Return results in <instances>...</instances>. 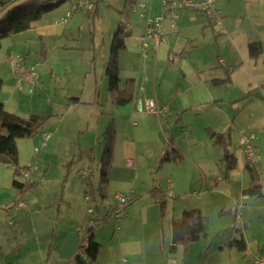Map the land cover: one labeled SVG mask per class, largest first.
Instances as JSON below:
<instances>
[{
  "label": "crops",
  "instance_id": "crops-1",
  "mask_svg": "<svg viewBox=\"0 0 264 264\" xmlns=\"http://www.w3.org/2000/svg\"><path fill=\"white\" fill-rule=\"evenodd\" d=\"M74 1L0 41L4 109L22 118L32 113L49 116L37 136L16 139L19 167L36 166L32 180L19 177L27 183L22 192L13 184V166L0 162V264H69L86 237L90 220L94 221L92 237L100 244L90 264H256L254 258L263 253L249 247L238 227H246L242 212L247 215L254 197L243 193L250 176L239 138L255 136L258 158L249 165L258 172L262 191L255 198L264 201V0H216L225 34L200 12L180 10L175 20L164 16L161 0H104L107 8L90 0L94 4V12H88L91 20L81 12L86 10H72ZM136 1L146 3L148 13L162 25V39L156 46L150 40L145 56L137 39L143 19L134 6ZM67 11L71 15L63 24L60 21ZM121 13L129 17L131 26L122 30L127 35L125 47L118 52V88H125L126 80L132 79L134 90L132 101L115 104L107 89L105 65ZM94 16L99 17L105 36L100 35L96 43L94 36L90 38L91 51L64 43L69 37L76 40L82 26L94 24ZM251 42L262 46L255 58L248 53ZM81 51L83 56H78ZM11 53H23L26 64L36 65L33 85H15ZM42 75L56 79L58 87L41 88L49 102L37 109L29 95L38 93ZM139 95L166 106L165 114L134 110ZM80 105L91 112L82 115L86 129L78 128L76 146H70L63 140L71 133L66 117ZM93 114L99 126L91 129ZM111 122L115 127L113 156L101 198L93 191L100 172L95 184V175L85 183L79 172L92 170L89 162L101 158L102 133ZM211 132L229 138L236 160L232 169L224 170L223 147L214 143ZM44 133L50 135L42 145ZM54 151L60 164L51 169L46 155ZM117 193L130 197L118 221L110 214L118 203ZM18 198L25 201L26 209L12 207ZM192 209L206 218L204 233L186 246L174 245L172 222ZM226 213L218 224L236 230L218 237L226 227L209 229L207 219ZM241 237L245 250L229 246Z\"/></svg>",
  "mask_w": 264,
  "mask_h": 264
},
{
  "label": "trees",
  "instance_id": "trees-1",
  "mask_svg": "<svg viewBox=\"0 0 264 264\" xmlns=\"http://www.w3.org/2000/svg\"><path fill=\"white\" fill-rule=\"evenodd\" d=\"M67 0H0V41L1 39L15 33L29 29L33 23L38 21L44 14L58 8ZM126 32L116 28L113 33L109 47L108 60L105 65L108 91L115 104H124L133 99L134 81L126 80L125 88L119 89V65L118 52L125 47ZM248 53L252 58L262 53V46L259 42L248 44ZM1 88V79H0ZM49 116L32 113L27 118H22L16 114L7 112L0 102V162H5L13 166V184L23 191L27 183L20 181L19 165L17 162L16 139L28 138L37 135ZM211 137L216 145L223 147V155L220 159L224 163V170L228 171L235 166L236 160L229 149L230 140L222 132H211ZM103 152L99 160V181L93 191L99 196H105V186L108 170L113 156V143L115 139V127L111 122L102 133ZM250 176L249 186L243 191L244 194L254 197H261L262 191L258 180V172L254 166L246 164ZM91 190V189H90ZM89 190V191H90ZM92 191V190H91ZM153 196L161 199L157 191L151 190ZM162 204V203H161ZM206 218L199 210L192 209L184 211L180 218L172 222L171 238L174 245L197 241L204 233V223ZM92 226L89 227L85 239L79 246L77 252L69 264H90L95 261L100 244L94 241L91 234ZM242 251L246 248V243L241 237L233 239L229 243Z\"/></svg>",
  "mask_w": 264,
  "mask_h": 264
},
{
  "label": "built area",
  "instance_id": "built-area-1",
  "mask_svg": "<svg viewBox=\"0 0 264 264\" xmlns=\"http://www.w3.org/2000/svg\"><path fill=\"white\" fill-rule=\"evenodd\" d=\"M216 0H161V7L164 16L169 14L172 20L176 19L177 13L180 10H188L190 12H200L206 14L210 19L218 26L220 33H227V29L222 24V16L215 6ZM134 6L139 8V16L143 19V25L137 39L139 40L141 55L145 56L146 47L149 45V41L153 40L156 46L162 39V25L158 17H152L148 13V8L146 3L143 1H136ZM72 10L84 9L89 13L94 12V4L90 0H75L71 5ZM71 11H67L65 16L61 18V23H66ZM118 26L122 30H128L131 26L130 19L125 14H120L118 17ZM9 62L11 70L14 76V83L17 87L21 88L22 83L26 82L29 85H33L36 81V65L26 64L25 57L23 53H11L9 55ZM134 110L145 111L149 113L165 114L167 107L164 105H157L155 100L151 97L137 96L133 102ZM49 133L42 134V145L45 144L49 137ZM254 134H244L239 138L240 149L245 157L248 164H254L257 161L258 153L256 152L254 145ZM38 148L34 149L36 153ZM129 164L132 163L131 160L128 161ZM36 169L35 165L30 167H20L19 173L24 180H32V173ZM91 168L83 169L79 172V177L83 182L87 183L88 177L91 174ZM116 198L118 203L112 208L110 214L115 218L116 221L126 213L127 207L130 202V197L125 193H117ZM12 207L16 210L26 209L27 205L25 201L18 198L12 204ZM91 211V209H89ZM238 218L240 216V211L238 210L235 214ZM9 218V216H8ZM11 222V220H9ZM94 221H89L88 226L91 227ZM256 264H264V254H259L254 258Z\"/></svg>",
  "mask_w": 264,
  "mask_h": 264
},
{
  "label": "rangeland",
  "instance_id": "rangeland-1",
  "mask_svg": "<svg viewBox=\"0 0 264 264\" xmlns=\"http://www.w3.org/2000/svg\"><path fill=\"white\" fill-rule=\"evenodd\" d=\"M70 1L71 0L65 1L58 8L59 9L63 8V6H65L66 4H69ZM93 1H95V0H93ZM97 4H99L100 6L104 5L105 6L104 8H107L106 7L107 4L104 3V0H97ZM54 10H56V9H54ZM81 12L85 14L87 19L88 18H89V20L92 19V16L88 12L83 11V10ZM104 15H107V13ZM93 19H94V24L89 23L88 26L84 25L80 28V30L77 32V36H74L76 38V40L71 39L69 37V40L64 42V43L68 46H70V45L79 46L81 50L88 47L89 49H86V53L88 51H91L92 49L90 47V38L92 36H94L95 43H96V39L100 35L105 36L104 33L102 34L100 31V23L97 21L99 19V17L94 16ZM105 23L106 22L104 20V22H103L104 27H105ZM96 46L98 47V44H96ZM82 54H83L82 51L78 52V56H83ZM40 81L43 83V85L38 90V93H36V91H35L33 94L29 95V97L34 99L35 106L37 109H41L38 107H42V109H44L45 104L47 102H49V98H48L47 94L41 88H52L50 86V84L58 87V84H57L58 81L56 79H52L48 75H46L44 77H43V75L40 76V78L38 79V82H40ZM102 90H103V88H102ZM38 101H41V102H38ZM89 111H90L89 109H85V107H83V105H80V107L71 111V113L69 115H67L66 121L68 122V125H69L68 129L70 130L71 133L69 135L65 136L63 138V140L66 143H69L70 146H76L77 139H78V128L79 129H82V128L86 129V125H85L86 120L84 121V119L82 118V115L89 113ZM76 116L78 117L77 118L78 124H76L73 121ZM89 121H90L89 128L93 129L94 126H96V127L99 126L98 121H96L95 114H93V116L91 118H89ZM73 131H74V134H73ZM38 138H40V137H38ZM98 144L100 146H102V142H98ZM232 149H233V147H232ZM46 156L51 162V169H54L57 166H59L60 161L58 160V157L56 156L55 151L52 153L48 152ZM99 158L100 157L98 156L96 158V160H92L91 162H89V165L92 167V171H93L89 176L93 177L95 175L94 180L92 178L93 184H95V178H96V176H98V173H99ZM259 199H261V198L253 197V199H252L253 201H251V207L248 209L246 216H244V214L242 212V215L246 220L245 221L246 227L244 228L243 224H240V226H238V227H242V232H244V234L246 236L249 247L252 248L253 250H256L257 253H263L264 254V209L261 208V206L264 204V201L259 200ZM95 201L97 203V200H95ZM226 207H228V206H226ZM244 207L245 206H242L241 211H243ZM227 215H229V214L226 213L222 217L211 216L209 219H207V227L209 229H212V227H218L220 225H222V227H226L222 231H219L218 237H222V235H225L226 233H228V231L231 232V231L236 230L235 228H231V226L228 227L227 224H224V225L218 224V221L226 218ZM225 225H227V226H225Z\"/></svg>",
  "mask_w": 264,
  "mask_h": 264
}]
</instances>
